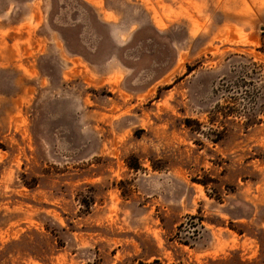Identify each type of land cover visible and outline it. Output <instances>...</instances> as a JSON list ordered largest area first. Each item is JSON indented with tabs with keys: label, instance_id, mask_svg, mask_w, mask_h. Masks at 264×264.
<instances>
[{
	"label": "rangeland",
	"instance_id": "1",
	"mask_svg": "<svg viewBox=\"0 0 264 264\" xmlns=\"http://www.w3.org/2000/svg\"><path fill=\"white\" fill-rule=\"evenodd\" d=\"M264 264V0H0V264Z\"/></svg>",
	"mask_w": 264,
	"mask_h": 264
},
{
	"label": "trees",
	"instance_id": "2",
	"mask_svg": "<svg viewBox=\"0 0 264 264\" xmlns=\"http://www.w3.org/2000/svg\"><path fill=\"white\" fill-rule=\"evenodd\" d=\"M137 264H161L159 259H155L152 262L139 261Z\"/></svg>",
	"mask_w": 264,
	"mask_h": 264
}]
</instances>
